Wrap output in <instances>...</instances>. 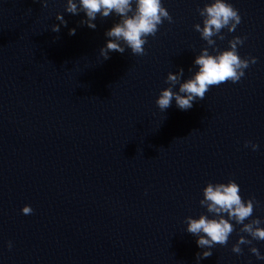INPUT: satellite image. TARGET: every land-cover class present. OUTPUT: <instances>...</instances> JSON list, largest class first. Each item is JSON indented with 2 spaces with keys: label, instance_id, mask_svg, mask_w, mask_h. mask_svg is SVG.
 Masks as SVG:
<instances>
[{
  "label": "water",
  "instance_id": "water-1",
  "mask_svg": "<svg viewBox=\"0 0 264 264\" xmlns=\"http://www.w3.org/2000/svg\"><path fill=\"white\" fill-rule=\"evenodd\" d=\"M206 2L163 0L174 23L148 37L146 55L103 60L115 14L91 29L67 0H0V264H264L248 245L232 251L242 225L201 260L186 232V217L213 215L200 205L210 181L235 179L264 219V0H230L242 22L216 40L223 50L246 36L239 54L258 57L238 83L188 110L156 104L170 71L183 68L182 81L198 71Z\"/></svg>",
  "mask_w": 264,
  "mask_h": 264
},
{
  "label": "clouds",
  "instance_id": "clouds-1",
  "mask_svg": "<svg viewBox=\"0 0 264 264\" xmlns=\"http://www.w3.org/2000/svg\"><path fill=\"white\" fill-rule=\"evenodd\" d=\"M42 4L47 7L48 0H42ZM65 11L73 15L85 13V18L80 23L91 29L97 27L95 21L98 16L101 19L112 14L119 17L118 22L105 32L109 39L100 49L103 60L110 58V52L124 53L126 49H130L136 56L146 55L145 45L148 43V37H155L165 20L174 23V18L163 0H67ZM197 11L203 18V25L196 23L194 29L201 34L207 46L196 56L194 64L198 66V71L190 78L182 81L183 68L167 74L166 83L169 86L161 90L156 100L157 106L163 112L171 106L173 100L181 110L192 108L193 102L197 99L203 100L212 86L229 81L238 83L245 76V70L258 62V57H242L238 52V47L245 43L246 36L233 37L228 41L230 46L223 50H220L216 43L217 39L225 40L224 29L234 32L242 22L240 10L230 0H210L203 7H198ZM56 19L60 24H54L51 31L59 33L61 24L67 26V20L63 13H57ZM75 32L76 29L72 28L69 34L74 35ZM177 84L179 91H174ZM244 146L251 147L252 151H258L260 147L251 140L245 141ZM258 203L255 196L244 199L240 185L235 179L227 182H208L203 189L200 205L207 209V213L213 215L186 217V232L197 236V244L203 249L197 253L196 258L201 260L210 257L215 246H226L231 234L236 231V224H239L242 225L239 231L248 235H240L238 241L233 244L232 251L243 255L242 245H248L250 252L255 254L257 259L264 260V254L253 243L264 241V226H261L264 219L253 218ZM33 211L30 204L22 208L25 215H30ZM232 221H235V224ZM12 247L13 242L9 240V250Z\"/></svg>",
  "mask_w": 264,
  "mask_h": 264
}]
</instances>
